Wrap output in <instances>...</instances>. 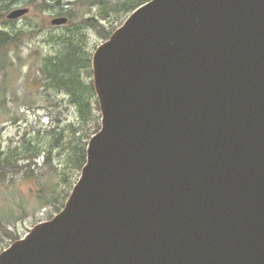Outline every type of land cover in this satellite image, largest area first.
Returning <instances> with one entry per match:
<instances>
[{"label": "water", "instance_id": "95a60500", "mask_svg": "<svg viewBox=\"0 0 264 264\" xmlns=\"http://www.w3.org/2000/svg\"><path fill=\"white\" fill-rule=\"evenodd\" d=\"M91 68L80 177L0 264H264V0H150Z\"/></svg>", "mask_w": 264, "mask_h": 264}, {"label": "rangeland", "instance_id": "374dc122", "mask_svg": "<svg viewBox=\"0 0 264 264\" xmlns=\"http://www.w3.org/2000/svg\"><path fill=\"white\" fill-rule=\"evenodd\" d=\"M126 1L61 0L44 5L42 1L0 0V29L17 37L8 52L12 65L0 72V163L6 162L5 169L0 168V225L8 231L0 227V253L15 238L57 214L53 204L40 200L43 190L51 193L50 187H56L60 195L68 194L65 204L78 181L81 170L75 147L88 144L101 125L91 59L104 42L83 19L95 18L107 29H117L131 14L123 10ZM22 7L29 8L27 15L7 19L12 10ZM60 16H66L68 23L52 26L50 21ZM67 35H72L71 42L82 57L89 58L90 74L83 70L80 76L86 91L81 108L70 95L53 88L42 70L48 60L65 51ZM29 151L40 152L37 167H31L33 176L22 167L31 162ZM46 154L50 165L44 166Z\"/></svg>", "mask_w": 264, "mask_h": 264}, {"label": "trees", "instance_id": "16d2710c", "mask_svg": "<svg viewBox=\"0 0 264 264\" xmlns=\"http://www.w3.org/2000/svg\"><path fill=\"white\" fill-rule=\"evenodd\" d=\"M33 1H42L44 5L48 4V2H61V0ZM148 1L150 0H127L123 6V10L133 12L137 7ZM83 21L85 25L96 32L103 41H106L116 29H107L99 20L95 18L83 19ZM16 40L17 37L15 35H12L0 29V72L4 71L8 66L12 65L11 61L8 59V52L10 50V47L15 45ZM71 40L72 35H67L64 37L63 44L66 48L65 51L62 54H59L56 58L48 60L44 66V69L42 70L46 80H48L51 85H53V88L70 95L73 102L78 104V106L81 108L82 105L84 106L86 91L85 88L82 87L80 76L83 70L87 71L88 74H90L89 67L87 65L89 63V58L88 61L87 58H83L80 49L76 47V45L71 42ZM84 62H86L85 67L83 65ZM86 147L87 144L75 147V157L77 158V168L79 170L82 169L86 161ZM39 154V151L30 152L29 159H31V162H29V164L25 166H22L23 168H26L27 175H34V171L31 167H37L35 159L39 156ZM43 158V165H50L48 154H46V156H44ZM5 163L6 162L0 163V168L3 170L5 169ZM50 189L51 193L45 192L44 190L41 192V195L39 196L40 200L44 205L53 204L56 212L59 213L63 208L64 200L67 198L68 194H65L64 197V192H62V194L60 195L59 193H57L56 187H50ZM51 218L52 216L50 217V219ZM0 227L5 233H8L7 229H5L2 224L0 225ZM18 239L19 238H15L13 242Z\"/></svg>", "mask_w": 264, "mask_h": 264}]
</instances>
